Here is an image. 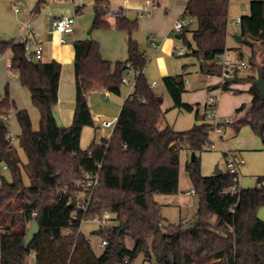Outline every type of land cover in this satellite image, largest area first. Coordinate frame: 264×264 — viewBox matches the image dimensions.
<instances>
[{
    "label": "trees",
    "instance_id": "trees-1",
    "mask_svg": "<svg viewBox=\"0 0 264 264\" xmlns=\"http://www.w3.org/2000/svg\"><path fill=\"white\" fill-rule=\"evenodd\" d=\"M42 1L36 2V9ZM228 6L229 0H188L185 5L187 14L197 22L191 34V54L203 62L200 69L207 74L221 72L215 56L226 50ZM107 10L106 0H95L91 26L108 29L113 25L127 32V59L112 62L102 58L98 42L91 39L72 42L75 98L69 126L58 125L52 115L60 63L27 59L23 43L0 40V54L10 52L9 71L28 89L40 114L39 129L34 131L27 110L15 111L18 145L29 161L25 184L20 158L8 137L9 124L1 119L14 108L5 86L0 94V162L6 164L10 177L0 174V264H28L31 254L33 264H131L139 252L148 259L153 255L157 264H264V220L257 217L264 206V185L258 179L253 187L231 191L230 173L201 174L197 153L209 142L206 121L181 131L157 126L163 98L143 74L148 57L130 36L138 22L120 15L111 24L105 20ZM239 25L244 40L258 41L264 47V0H251ZM179 37L185 39V31ZM248 61L255 74L244 81L251 82L248 91L252 98L248 107L236 109L239 115L229 125L235 133L241 126H249L264 150V95L253 83L257 73L264 80V56L257 63L252 53ZM126 62L135 72L133 95L120 106L110 137L99 143L93 140L81 149L82 128L93 125L87 94L97 88L119 94ZM183 79V74L166 75L161 82L172 107L191 112L194 106L181 99ZM182 148L195 154L185 162V171L198 198L196 222L172 224L161 216L153 196L177 191ZM96 170L99 184L91 195L88 214L108 211L117 222L98 255L80 231L82 213L77 211V217H71L76 211L74 202L83 192L82 172ZM32 219L38 231L24 244ZM97 232L103 235L107 229ZM125 235L133 240L132 249L124 245Z\"/></svg>",
    "mask_w": 264,
    "mask_h": 264
},
{
    "label": "crops",
    "instance_id": "crops-1",
    "mask_svg": "<svg viewBox=\"0 0 264 264\" xmlns=\"http://www.w3.org/2000/svg\"><path fill=\"white\" fill-rule=\"evenodd\" d=\"M47 1L48 0H43L37 9L35 8V6H33L28 12H25L23 10L24 13L21 14L22 18L18 19L16 23L17 25H11L9 23H3L2 25H0V40L20 41L21 38L32 39V47H35L37 43L42 46L41 61L47 62L50 60H56L60 63L61 68L58 81L57 102L53 110L60 119L61 124L63 126H69L73 117L75 98V78L73 66L74 50L72 42L76 39L90 38L91 40L99 43L100 54L102 58L112 62L124 61L127 59V57L124 60H120L117 58L119 57L117 56V53L119 52L121 45V43L119 42V39L121 37V35H119V32L125 34L124 42L126 50L128 34L123 30L118 31L114 28L98 30L90 27L88 31H83L85 33L83 34L82 38L78 35V33H82L80 30H78L79 23L75 25V16L77 15V13H81L80 9L77 8L78 5H76L75 0H52L51 5ZM85 1H87L86 6L89 7H92L95 2V0ZM106 1L108 7L119 8L121 9L122 15H124L128 19L137 20V30H134L130 36L134 41H136L139 51L145 53L148 57V62L143 69V74L145 75L150 85L151 82H155V85L152 86L155 90L157 85V82L155 80L156 78H159L161 82V78L163 76L183 74L185 91L182 93L181 99L183 102L189 103L194 106L193 111H186L187 113L193 114L194 123L205 122L203 115V101L205 99V96L210 92L218 96L217 111L221 115L235 118L237 115H239L235 112L239 106H249L252 98L251 94L248 91L251 82L239 81L238 79L244 78L248 74L250 75L252 73L251 71H239L233 77V81H222L220 73L216 75L207 74L200 69V65L203 64H201V61H198L191 54L194 48L190 49L191 45L189 43L187 44L188 48L185 49V53L182 55H191L198 62V71H196V73L198 74L197 85L191 88H187L186 86L188 80L185 77V71L188 69L189 65L193 64L192 62H186L184 60V62L179 63L178 66L173 65V60L170 59V56L174 55L173 47L174 45H176V39H180V37L179 33L171 35L170 28L173 22L179 17L188 0ZM250 1L251 0H249V2ZM12 7L16 14L20 13L18 7V11H15V4H12ZM163 13H169V20L161 24L160 22H158V19L164 17ZM57 15H71L74 18V30L71 34L63 35V37H65L66 39V42L63 43L59 41L62 35L57 33L53 26V19ZM228 18L229 17L227 13L226 27L228 24ZM186 19H189L188 24L185 21V25L188 27V25L191 23L192 18L187 13L184 15V20ZM105 20L113 24V18L109 17L108 15L105 17ZM112 27L114 26L112 25ZM183 31H187V28H184ZM150 35H152L153 40L158 44L157 47L151 46ZM237 35L240 37L238 41L235 38V34L232 36L233 40L237 43L244 42L248 46H260L258 41L244 40L240 36V31ZM229 36L230 33L227 29L225 36L226 50L224 51V54L232 59L241 57L245 60H248L244 58L240 46L232 44L229 41ZM8 37H10V39H7ZM149 51L151 53V56H148ZM9 58L10 52L8 50L3 54H0V94L2 95L4 93L5 86L8 85L9 96L14 103V108L11 109L10 119L13 118L14 110L16 111L25 109L29 114L32 129L34 131H37L39 129L40 114L38 110L32 105L28 89L20 84L15 73L8 70L7 66L9 63ZM180 65L182 72H176L177 69L180 68ZM134 76L135 72L132 70L129 73L128 78L131 80ZM124 85L130 90V87L128 85ZM162 87L166 91L163 84ZM125 99L126 92H122L121 88L119 94H114L100 88L94 89L87 94V103L92 115L93 125L84 126L82 128L79 142L81 149H85L93 140L98 143L101 139H107L110 137L112 128L104 127L100 122L105 119L117 117L120 106ZM170 108L174 107H172L171 105ZM196 109L198 110V120L195 118ZM165 112L166 111H163L162 116L158 120L157 126L159 128H163L164 126L169 125L165 121ZM228 126L230 127V125L224 126L220 132L224 134L223 132H225L226 127ZM235 134V136H232V138L228 140H222V145L227 148H225L224 152H222L224 157L227 152H236L243 158L241 152L245 149L264 153V150H262L261 139L252 132L249 126H241L238 132H236ZM218 137L220 139H223L222 135L220 134H218ZM233 140L236 144L232 146L233 148L228 149L229 146L226 145V143ZM181 152H185L187 157L185 159V162L188 161V155H191L192 151L188 150L187 148H182L179 150L178 157H180ZM225 171L221 170V172ZM258 179H260V184L264 185V175L257 176L255 178L254 185L257 184ZM254 185L251 184L247 186L253 187ZM238 187H241V185H239V173ZM257 217L264 220V214L258 211ZM33 258V254L28 257V264H33Z\"/></svg>",
    "mask_w": 264,
    "mask_h": 264
},
{
    "label": "rangeland",
    "instance_id": "rangeland-1",
    "mask_svg": "<svg viewBox=\"0 0 264 264\" xmlns=\"http://www.w3.org/2000/svg\"><path fill=\"white\" fill-rule=\"evenodd\" d=\"M38 0H0V25L3 23H9L11 25H17V21L21 17V14H23V10L25 12H28L33 6H35L36 2ZM68 1V0H65ZM48 3L50 5L52 4V0H48ZM76 5H83L82 8H80L81 13H77L75 16V25L79 23V29L82 33H78L79 36H83V34L92 27V18H93V6L89 7L86 6L87 1H81V0H75ZM248 2L249 0H229V7H228V24L227 29L230 33L229 41L232 44L239 45L241 48V51L243 53L244 58L249 59L251 54H254V60L257 63H261L262 56H264V47L261 45H254L253 47L248 46L244 42H235L232 38V36L235 34H239L240 26L237 21V18L241 16L242 14L247 13L248 11ZM12 4H15L16 7L19 8L20 13L16 14L13 10ZM164 17L159 18L158 22L161 24L168 19L169 13H163ZM188 24L189 19L185 20ZM197 27V22L194 18H192L191 23L187 27V31H185V39H176V44L185 47L187 49V44L189 43L191 45L190 49L194 48V44L192 41V31L195 30ZM114 28V27H110ZM108 28V29H110ZM94 29H100V30H106L101 28H94ZM116 29V28H114ZM118 30V29H116ZM137 30V29H136ZM85 31V32H83ZM119 31V30H118ZM82 34V35H81ZM119 35H121L119 42L120 50L117 53V57L120 60H124L127 57V50L125 48V42H124V35L122 32H119ZM83 38V37H82ZM7 39H10L8 37ZM85 39V38H83ZM90 39V38H86ZM99 44V43H98ZM148 56H151V53L149 51ZM173 60V65H179V63L184 62H192V65L188 66V69L185 71V77L188 80V83L186 84L187 88H191L193 86L197 85L198 81V74L196 71H198V62L194 57L191 55H179L177 53H174V55L170 56ZM191 64V63H190ZM176 72H182L181 65L180 68L177 69ZM251 74L245 76L244 78L238 79L239 81L247 80L249 76L254 75V70H251ZM157 82L156 90L162 94V104L161 108L162 111L165 112V121L171 126L174 130H186L192 127L194 123V117L193 114L187 113L185 110H179L178 108H170L172 105L171 98L169 97L168 93L163 89L162 84L160 82V79H155ZM151 81V80H149ZM120 88L122 89V92H126L129 90L128 87H126L124 84H121ZM218 97V96H217ZM206 99V96H205ZM204 99V101H205ZM218 100V98H217ZM203 101V102H204ZM218 113V111H217ZM9 115L11 114V110H9ZM219 114V113H218ZM220 116H225L221 115ZM234 119V117H232ZM234 121V120H233ZM11 123V124H10ZM9 132L12 135V143L15 146L16 153L20 158L21 161V174L22 178L25 184H28V159L20 146L18 145V138L16 137L19 132L20 128L18 125V122L15 118V110L13 114V118L9 121ZM219 132L218 134L222 135L223 139H220L218 137V134H213L210 137V141L213 144V148H210L207 144L204 147V150L197 153V156L199 157L200 161V171L202 175H210L213 173L215 169V165L217 164L218 168H220L222 171H225L226 165H225V157L223 156L224 147L222 145V140H228L232 138V136H235V132L233 128L230 126L226 127L225 132ZM238 142V141H237ZM235 141H229L226 143L228 145V149L233 148ZM227 149V148H226ZM243 156V163L238 166V173H239V185H241V188H248L247 185H254L255 184V178L259 175H264V153L258 152L255 150H243L242 152ZM195 155V154H194ZM185 152L180 153L179 157V173H178V189L173 194H154L153 198L156 202L160 205V214L164 218V220L167 223H179V222H185V223H194L196 222V210H197V203L198 198L197 195L191 194V190L193 189L190 178L188 176V173L185 171V159H186ZM191 159V155H188V160ZM0 174L4 175L6 179H9L10 173L8 170L2 169V165H0ZM82 193H80L78 196H80ZM258 212L264 214V206H261L258 209ZM214 219V217H212ZM117 224L116 220L113 219L112 215L110 214V220L107 223V226L105 229H107V232L102 234H99L97 232L98 225L91 221L89 217L83 219L80 223V231L89 239V242L91 243L92 247L94 248L95 253L98 255L101 253L103 246L99 245L101 238H108L110 235H112V229ZM29 227V223H27V228ZM122 241L124 245L128 249H132L134 246L133 240L125 235L122 238ZM150 243V241H148ZM131 264H157L155 261V258L153 255L151 257L145 258L144 254L142 252L137 253V255L133 258Z\"/></svg>",
    "mask_w": 264,
    "mask_h": 264
},
{
    "label": "built area",
    "instance_id": "built-area-1",
    "mask_svg": "<svg viewBox=\"0 0 264 264\" xmlns=\"http://www.w3.org/2000/svg\"><path fill=\"white\" fill-rule=\"evenodd\" d=\"M83 5H78V9L82 8ZM15 11H18L17 7H14ZM185 7L181 11L179 17L173 22L170 28V34L175 35L178 33H181L185 26V20L184 15L186 14ZM107 15L111 18H116L120 15H122L121 9L119 8H111L108 7ZM241 16L237 18V21L239 23ZM74 18L71 15H57L53 19V26L57 33L61 34L59 41L60 42H66L65 37L63 35L71 34L74 30ZM20 42L23 43V49L25 51V55L27 59L30 60H41L42 55V46L40 44H36L35 47L31 46V43L33 42L32 39L27 38H21ZM150 44L153 47H157L158 44L153 40L152 35H150ZM174 53H177L179 55H182L185 53V48L183 46H180L178 44L174 45L173 47ZM215 61L221 66V72L220 76L222 81H225L229 77H234L239 71H251L252 65L248 60H245L241 57L238 58H229L224 53L217 54L215 56ZM10 64L8 63V70H9ZM125 71L124 75L121 78V83L126 84L130 87V90L128 91L126 97L133 95V86L135 82V76L130 80L128 78L129 73L132 71L131 64L129 62H126L125 65ZM14 73V72H13ZM16 74V73H15ZM17 76V75H16ZM155 82H151V86H154ZM217 96L213 93H208L206 95V99L203 103L204 111V119L207 123H209L210 128L208 130L209 134V142L208 145L210 148H213V144L210 141V137L213 134H218L221 129L229 125L233 122V118L230 116H220L217 113ZM7 113H4L1 116V119L9 124L11 115ZM117 117H112L110 119L102 120L100 123L104 127H111L113 129L115 123H116ZM10 125V124H9ZM8 137L10 140L12 139V135L10 132L8 133ZM99 143V142H98ZM243 163L242 157L236 153V152H227L225 155V165H226V171L231 174L232 180L234 184L229 188V190L234 191L238 188V166ZM0 165H2V169L6 170V164L0 162ZM99 166V164H98ZM98 170L96 171H84L82 172V180H81V187L83 188L82 194L76 199L74 202V205L76 207V211L73 212L72 218L77 217V211L81 212V221L87 217L91 219V221L95 222L98 225V229H105L107 226L108 221L110 220V213L108 211H104L102 213H91L88 214V210L90 207L91 202V195L93 191L97 188L99 184V177H98ZM191 194H194V190H191ZM108 239V238H107ZM106 238H101L99 245L104 246L107 243Z\"/></svg>",
    "mask_w": 264,
    "mask_h": 264
},
{
    "label": "water",
    "instance_id": "water-1",
    "mask_svg": "<svg viewBox=\"0 0 264 264\" xmlns=\"http://www.w3.org/2000/svg\"><path fill=\"white\" fill-rule=\"evenodd\" d=\"M184 28L186 29L187 26L185 25ZM235 38L237 41L240 39V37L238 35H236ZM201 64H203V63L201 62ZM226 80L233 81V77H229ZM253 83L258 86L260 93L262 95H264V80L261 79V77L259 76L258 73L256 74V78L253 81ZM52 115H53L56 123L58 125H61L60 119L58 118V116L56 115L54 110L52 111ZM193 159H194V153L192 152L191 153V160H193ZM219 173H221V170L216 165L215 169L213 171V174H219ZM37 231H38V225H37L36 221L34 219L30 220L29 227L27 228V231L25 234L24 244H28L31 241V239L34 237V235L37 233ZM171 260H172V257H171Z\"/></svg>",
    "mask_w": 264,
    "mask_h": 264
}]
</instances>
